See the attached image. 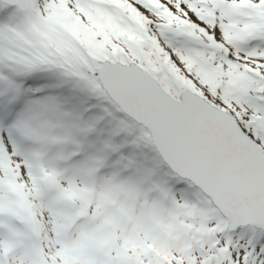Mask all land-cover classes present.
I'll return each instance as SVG.
<instances>
[{
	"label": "snow or ice",
	"instance_id": "snow-or-ice-1",
	"mask_svg": "<svg viewBox=\"0 0 264 264\" xmlns=\"http://www.w3.org/2000/svg\"><path fill=\"white\" fill-rule=\"evenodd\" d=\"M0 264H264V0H0Z\"/></svg>",
	"mask_w": 264,
	"mask_h": 264
}]
</instances>
